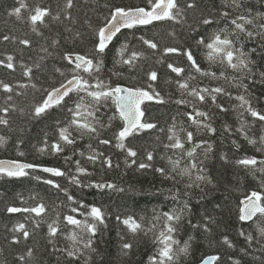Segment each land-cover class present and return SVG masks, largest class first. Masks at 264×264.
Masks as SVG:
<instances>
[{"label":"trees","instance_id":"1","mask_svg":"<svg viewBox=\"0 0 264 264\" xmlns=\"http://www.w3.org/2000/svg\"><path fill=\"white\" fill-rule=\"evenodd\" d=\"M183 3V0H181ZM30 7L37 4L52 9L53 15L60 13L61 20L49 19L47 28L41 26L42 35L34 33L26 20H18L15 16L9 15L14 7L18 6V0H0V59L6 58L8 54L13 55L16 60L17 68L12 72L0 66V80L12 83L17 82L36 83L37 88H17L16 91L22 95L13 94V103L17 110L9 114V126L0 125V135L8 138L7 144L0 147V160H18L21 162L40 164L48 167H59L74 174V164L65 163V156L72 157V160H81L84 167L92 173L89 176H82L83 185L89 183H113L123 191L114 189H98L95 187L77 186L69 182L66 177H53L52 175L34 171L28 177L22 178H0V264H70L61 251L55 249H65L70 245L66 235L70 233L71 226H65L63 217L71 214V207H77L68 201L65 194L57 189L43 183L44 179H53L60 183L63 188L75 197L76 201H82L86 205L101 207L108 215L106 217V227L100 226L97 232L94 247L95 253H91L92 259L89 264H150L149 257L155 254L156 245L153 244L154 233L147 236L143 232L133 235L126 227L117 221L116 217L134 216L138 220L143 217V223L149 225L153 221L155 213L171 211L173 208H180L183 202L187 201L190 210L184 215V219L178 231L177 238L183 243H191L190 254L181 258L180 264H200L202 258L209 255H219L221 261L218 264H233L230 257L239 259L241 264H264V238H261L255 227H250L251 222H241L238 219L241 201L252 191H262L261 182L264 181V173L245 168L237 163L244 157H256L264 160V145L259 143V138L264 136V122L254 120L243 109H239V101L234 97L242 94L243 89L233 86V84L220 80H210L206 77L197 76V80L192 81L193 85L199 83L201 86L215 87L223 85L233 98L226 96L218 97L217 103L223 104L228 111H220L210 101L200 104L204 111L211 114L208 121L216 129L213 134L204 128H197L192 125L185 112L191 111L187 105H177L175 100L181 98V90L174 83L179 79L175 73L168 69L167 64L172 63L188 71V62L183 55L169 54L164 55L165 47L191 48L198 62L203 68H207L208 61L205 59L203 47H197L196 40L200 36H209L213 31L226 26V21L219 16V10L223 0H199V9L189 12L186 17L187 23L184 25L175 24L170 21H161L146 27H137L121 33L103 54L104 68L98 73L101 79L110 81L113 86L123 85L126 87H146L147 76L151 70L158 72L159 79L156 88L161 92L167 101L164 104L155 102L147 103L146 118L150 122L157 124V129L145 131L139 135L130 137L126 143L138 152V163L146 162L147 151H152L154 160L151 162L153 168L147 170H137L133 165L128 167L125 163V153L115 148L113 145H102L96 138L85 137L73 146H68L64 153L51 155L41 154L37 147L42 144L45 134L49 137V142L55 139L56 122L66 123L69 119L67 108L59 107L52 109L47 115L34 119L31 115L32 105L39 102L44 95V89L59 86L61 82L71 78V69L74 65L68 64L63 59L67 53H79L86 56L93 55L95 44V30L105 23L106 17L110 15V10L114 7H146L147 0H74V7L67 11L71 13V19L64 16V0H27ZM244 6L241 9L232 10L233 15L247 14L245 9H251L252 15L264 13V3L261 0H243ZM25 17L27 12H24ZM211 15L214 23L209 26H201L198 21L202 16ZM264 23V20L256 19L254 24L249 26L256 30V26ZM192 27L196 31L190 30ZM230 28L231 26L228 25ZM174 32L175 36L170 35ZM79 33V35H76ZM9 36V40L2 39ZM140 37L152 40L158 44V49L153 50L145 45ZM15 38V39H13ZM31 40V46L25 47L19 43L20 39ZM59 41L58 44L52 42ZM245 51L256 48L251 59L254 64V79L249 83V98L252 106L264 113V83L260 82L259 73L264 72V41L259 39L248 40L242 37ZM127 45L125 58L132 52L143 53L134 67L118 64V50ZM47 48L44 52L41 49ZM41 57H44L41 60ZM162 60V62H161ZM25 65L34 66L40 64L39 68L33 67V77L29 81L23 75V68L20 62ZM60 68L64 75L56 71ZM218 74L223 69L219 66L212 68ZM115 73H119L116 75ZM87 76V74H83ZM229 77L237 75L231 70L226 72ZM83 95V94H81ZM7 94L0 91V105L4 104ZM191 99L190 97H186ZM89 99L86 97V100ZM78 100L75 94L67 100V106L72 107ZM23 109V111H19ZM243 112V116H241ZM115 114V105L109 101L106 106H100V116L102 122L107 124L109 118ZM173 117L177 129L186 128L194 133L197 141H208L211 152L205 153L203 149H198V158L203 160V167L206 174L211 179V183L202 184L200 188L193 187L187 189L189 195L185 196V184L188 178L185 177L180 183H174L165 179L155 168H170V164L165 157L174 156L173 151L164 147L169 143L167 139V129L173 124ZM241 120L249 122L247 129L248 135L257 140L256 144H250L244 136L237 131L241 125ZM111 126L105 127L100 132V139H111L114 133L122 126V121L111 120ZM232 129L231 132L226 131ZM164 129L160 131L159 129ZM181 136L184 133H180ZM235 142V143H234ZM88 144L105 156L113 159L114 164L119 167L111 169L103 167L99 162L95 165L87 161L86 157H81L78 150L89 153ZM239 145V147H237ZM190 147V145H186ZM24 152L23 156L19 152ZM226 157V159L224 158ZM41 177L37 180L35 177ZM172 193L180 189L181 199L179 201L172 198ZM44 202L48 206V211L43 217V222L39 228H35L33 219L41 220L29 213L7 212L10 206L25 208L34 207L39 202ZM86 211V209H81ZM59 213L60 228L63 235H58L52 242L47 235V224L57 218ZM25 217H31L25 220ZM211 217L212 221L205 220ZM78 219H84L78 216ZM260 219V218H258ZM191 221V223H189ZM18 222H25L32 236L28 241L21 240L19 244H12L11 238L14 235L11 229ZM207 223L211 231H205L203 227H193V225H204ZM162 225L158 224V229ZM241 229L251 233L255 240L249 246L245 238L240 235ZM227 236L235 245L229 248L223 243V237ZM130 242L134 246L124 255L121 245ZM33 250V256L21 262L18 257L26 255L27 250ZM247 248L249 254L244 255L240 249ZM259 257V259H258ZM72 264H84L83 259L72 262Z\"/></svg>","mask_w":264,"mask_h":264},{"label":"snow or ice","instance_id":"2","mask_svg":"<svg viewBox=\"0 0 264 264\" xmlns=\"http://www.w3.org/2000/svg\"><path fill=\"white\" fill-rule=\"evenodd\" d=\"M264 3V0H261ZM199 0H147L146 7H114L110 10V15L106 17L105 23L95 30V44L92 56H86L79 53H67L63 57L64 60L70 65H74L71 69L73 75L71 78L66 79L65 82H61L59 86H54L50 89H44V95L39 102L32 105L31 115L34 119L41 118L47 115L52 109L65 107L69 113V119L66 123L56 122V134L55 139L49 142V137L45 134L42 144L37 147V151L41 154L48 153L51 155H59L65 152L68 146H73L77 142L85 137L96 138L102 145H113L115 141V148L125 153L124 163L128 167L135 165L137 170H147L153 168L151 163L154 160V154L152 151H147L145 156L146 162L138 163V152L130 147L126 141L130 137L139 135L145 131L157 129V124L150 122L146 118V110L143 107L147 102H155L157 104H164L167 101L165 97L161 95V92L156 88V82L159 79L158 72L151 70L146 73L147 86L146 87H126L123 85L113 86L110 81L101 79L98 75L104 68L103 54L112 44L114 38L123 29H135L140 26L151 25L157 21H170L175 24L184 25L187 23L186 17L189 12H195L199 9ZM243 0H223L221 9L219 10V16L226 21V26L218 30L213 31L209 36H200L196 40L197 47H203L205 50V59L208 61V67L203 68L201 63L198 62L197 57L191 48L180 47H165L163 48L164 55L177 54L183 55L188 62L187 75L186 69L181 66L169 63L168 69L172 73H175L179 79L170 81L174 83L179 90H181V98L175 100L177 105H187L191 107V111L185 112L184 115L188 121L195 125L198 129L204 128L211 133H215L216 129L208 122L211 120V114L208 111L202 110L198 105L211 102L220 111H228L223 104L217 103L218 97L226 96L233 98L232 93L229 92L223 85L210 87L201 86L199 83L193 85L192 81L197 80V76L206 77L210 80L224 79L237 88H242L243 93L236 95L234 98L240 103L239 109H243V112L250 114L254 120L264 122V113L257 111L251 103L249 98V84H245L244 80L247 79L249 83L254 79V64L251 59L256 48H252L245 51L242 37L248 40L259 39L264 41V23H260L256 26V30L251 29L249 26L253 25L256 19L264 20V13H256L252 15V10L245 9L247 14L233 15L232 10L243 8ZM74 7V0H64V16L67 19H71V13L68 9ZM24 12H27L25 17ZM9 15L15 16L18 20H26L29 24L31 31L42 35L40 32L41 26L47 28L49 26V19L60 21V13L53 15L52 9L37 4L34 7H30L27 0H18V6L14 7ZM201 26H209L214 23V19L211 15L202 16V19L198 21ZM228 25L231 27L229 28ZM190 30L196 31L195 27ZM76 35H79L77 33ZM170 35L175 36L172 32ZM3 40H9V36L2 37ZM15 39V38H13ZM141 41L147 45L148 48L156 50L158 44L152 40L140 37ZM19 43L25 47L31 46V40L24 38L20 39ZM53 44H58L59 41L54 40ZM47 52V48L41 49ZM127 52V45L122 46L117 56L119 59L116 61L118 64L128 65L134 67L138 59L143 56V53L132 52L127 58L125 53ZM44 57H41L43 60ZM16 58L8 54L6 58L0 59V66L15 72L17 64ZM162 62V60H161ZM215 66L221 67L223 70L219 72L213 71ZM20 67L23 68V75L27 77L29 81L33 77V67L39 68L40 64L36 63L34 66L25 65L22 61ZM231 70L237 75L229 77L226 72ZM61 75H64L60 68L56 69ZM87 74V76L83 75ZM119 75V73H115ZM260 82L264 83V72L259 73ZM32 88L36 89V83H21L17 82L14 86L12 83L0 80V91L7 94L3 105H0V125L9 126V114L16 111V105L10 103L13 101V94L19 96L23 93L16 91L17 88ZM75 94L78 97L72 107L67 106V100L71 98V95ZM83 94V95H81ZM86 97L89 98L86 100ZM190 97L191 99H187ZM115 105V114L109 118V122L105 124L102 122L98 113L100 112V106H106L108 102ZM23 111V109H19ZM241 112V116H243ZM119 119L122 121L120 129L114 133L111 139H100V132L105 127L111 126L112 119ZM173 124L167 129V139L169 143L164 147L173 151V156L165 157L170 168L159 167L155 168L165 179L171 180L174 183H180L185 177L188 178V183L185 184L186 191L183 195H189L187 189L193 187L200 188L202 184L211 183L210 177L206 174V169L203 167V160L198 158V149H203L205 153L211 152L212 146L208 141H197L192 131H188L186 128L177 129L175 123V117H173ZM250 124L246 120H241V125L237 129L250 144H256L257 140L248 135L247 129ZM164 131V129H159ZM226 131L231 132L232 129L227 128ZM184 133L181 136L180 133ZM8 138L0 135V147H4L7 144ZM235 143V142H234ZM259 143L264 145V136L259 138ZM190 145V147H186ZM89 153L78 150V154L81 157H86L87 161L95 165L98 162L109 169L113 167H119V164H114L113 159L109 156H105L102 151L94 148L92 144H88ZM239 147V145H237ZM264 149H258V151ZM20 156L24 155V152H19ZM226 159V157H224ZM65 163L74 164V174H70L59 167H48L40 164L21 162L18 160L5 161L0 160V178H22L28 177L32 172L40 170L44 173H49L53 177H66L73 185L81 186L83 181L82 176H89L92 173L88 168L84 167L81 160H72V157L65 156ZM237 163L245 168L256 169L264 173V160H258L256 157H244L237 161ZM37 180L41 177H35ZM43 183L50 185L51 187L61 191L65 194L68 201L73 204H78L77 207H71L70 211L76 215H65L63 220L66 222L65 226H71L70 233L66 235V239L70 241V245L65 249H55L61 251L66 259L72 262L80 261L83 259L84 264H89L92 259L91 253H95L97 250L94 247L95 238L100 226H107L105 221L107 213L98 206L86 205L82 201H76L67 188H63L60 183H57L53 179H44ZM86 187H95L98 189H114L123 191L113 183H89L83 185ZM262 191H252L242 200L241 207L239 208L238 219L241 222H251L250 227H255L259 232L261 238H264V181L261 182ZM174 200L179 201L181 199L180 189H176L175 193H172ZM86 209V211H81ZM190 210V206L187 201L183 202V206L180 208H173L171 211H164L155 213L153 215V221H150L149 225L143 223V217L138 220L134 216L121 217L117 216L116 219L122 223L126 229L136 235L143 232L144 235L154 233L153 244H155V254L149 257L150 264H180L181 258L190 254L191 243L184 241L183 243L177 238L179 228L184 219V215ZM48 211V206L44 202L37 203L34 207H15L10 206L7 208V212L11 214L15 213H29L34 214L35 217H40L41 220L33 219L35 228H39L43 222V217ZM78 216L84 217V219H78ZM31 217H25V220ZM260 218V219H258ZM205 220L212 221L211 217H205ZM191 223V221H189ZM158 224L162 225L158 229ZM193 227H203L205 231H211L209 225H193ZM47 235L52 242L58 235H63L60 228L59 213L57 218L51 223L47 224ZM14 235L11 238L12 244H19L21 240L28 241L33 234V231L29 230L28 225L25 222L16 223L12 229ZM240 235L245 238L247 245L251 246L255 237L241 229ZM223 243L229 248H235L233 242L227 237H223ZM133 244L130 242H124L121 245V251L124 255L128 254V251L133 248ZM240 251L244 255H248L247 248H241ZM33 256V250L29 248L26 255H20L18 259L21 262L26 261V258ZM233 261V264H241L239 259L233 257L229 258ZM259 259V257H258ZM221 261L219 255H209L201 259L200 264H218Z\"/></svg>","mask_w":264,"mask_h":264},{"label":"water","instance_id":"3","mask_svg":"<svg viewBox=\"0 0 264 264\" xmlns=\"http://www.w3.org/2000/svg\"><path fill=\"white\" fill-rule=\"evenodd\" d=\"M159 22H161V21L154 22L153 24H155V23H159ZM151 25H152V24H151ZM147 26H150V25H147ZM140 27H146V26H140ZM126 30H128V29H123L120 33H118L117 36L114 38V40H115V39H116L121 33H123V32L126 31ZM114 40H113V41H114ZM147 103H149V102H147ZM147 103H146V104H147ZM146 104H145V105H146ZM145 105H144V106H145ZM144 106H143V107H144ZM5 161H12V160H5ZM36 171H38V172H42V171H40V170H36ZM42 173H44V172H42ZM45 174H49V173H45ZM49 175H51V174H49Z\"/></svg>","mask_w":264,"mask_h":264}]
</instances>
